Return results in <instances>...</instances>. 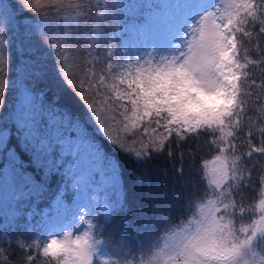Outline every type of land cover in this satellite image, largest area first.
Returning a JSON list of instances; mask_svg holds the SVG:
<instances>
[{"label": "snow or ice", "instance_id": "1", "mask_svg": "<svg viewBox=\"0 0 264 264\" xmlns=\"http://www.w3.org/2000/svg\"><path fill=\"white\" fill-rule=\"evenodd\" d=\"M26 4L37 20L30 31L54 51L61 82L86 109L81 119L62 114V127L78 133L96 154L101 147L89 125L122 149L110 124L118 126L122 139L145 141L135 155L141 162L167 150L173 166L180 165L175 171L185 190L165 192L162 202L151 205V215L141 211L132 219L122 196L100 200L89 181L71 174L75 210L29 225L31 233L17 239L15 260L11 239L6 248L7 232L0 230V264H264V127L259 138L254 131L264 125V0L150 6L158 16L136 44L123 40L122 27L114 26L115 13L124 7L119 0ZM7 8L0 0V21L7 19ZM5 42L0 35V57L7 55ZM22 71L45 73L31 58ZM157 135L162 139H152ZM189 143L198 147L185 152ZM25 144L44 167L51 145L31 131ZM204 150L215 153L211 167L205 164L206 181L195 164ZM106 167L118 193V164L108 161ZM54 169L59 170L55 162L48 166ZM67 190L65 184L58 203ZM31 192L41 194V185ZM174 210L180 211L179 222ZM120 212L125 216L114 234L112 221Z\"/></svg>", "mask_w": 264, "mask_h": 264}, {"label": "trees", "instance_id": "2", "mask_svg": "<svg viewBox=\"0 0 264 264\" xmlns=\"http://www.w3.org/2000/svg\"><path fill=\"white\" fill-rule=\"evenodd\" d=\"M119 2L124 7L115 13L119 25L114 26L122 27L121 36L125 41L128 30L148 23L155 10L153 7H159V3L154 0ZM144 2H147V7ZM3 3L8 6V15L6 20L0 21V35L6 36L3 46L7 50V55L0 57V86H3V92L0 93V230L7 232L6 248L8 239H11L12 259L20 255L16 247L17 239L23 240L31 233L29 225H38L42 219L47 220L49 214L53 218L65 214L70 216L75 210V189L70 177L78 172L75 166L85 160L87 166L79 165L76 169L85 171L84 180L89 181V189L100 200L109 195L122 196L127 206L126 214L132 219L141 211L151 215V205L153 202H162L165 192L184 191L175 171L180 165L177 163L173 166L167 150L163 155L154 154L147 162H141L135 155L145 141L136 138L134 143L133 138L122 139L118 134V126L110 124L112 135L117 144L123 145L122 149L102 132H97L93 125H89V134L95 137V143L101 147L100 153L96 154L87 144H81L78 133L70 135L62 127V114L70 112L75 119H81L86 111L85 106L76 93L61 82L54 51L44 43L39 33L30 31L36 26L37 20L33 18L34 12L27 10L26 0H3ZM150 6H153L152 9ZM29 45L32 46L31 50L22 54V50L28 49ZM29 58L45 70L44 75H31L22 71L23 64ZM28 82L32 87L25 85H30ZM261 127L264 125H257L254 129L258 138ZM29 131L38 140L51 145L44 159V167L38 164L35 153L25 144V136ZM247 131L245 129V135ZM152 139L159 141L162 136L157 135ZM190 147L198 145L189 143L183 150L187 152ZM170 150H175L174 144ZM76 151H80L85 159L78 160ZM214 156L215 153L208 150L196 154L195 164L205 181L208 178L205 164L209 166ZM108 161L118 164V193L111 189L110 173L106 167ZM53 162L59 170L50 172L48 166ZM184 168L187 176L188 163ZM69 169L71 173L66 176ZM199 179L197 177V183ZM37 183L41 185L42 193H30L31 187ZM65 184L68 190L58 203V194L63 192ZM123 216L125 212H120L112 221L110 230L114 234L121 230ZM174 216L179 222L180 211L174 210Z\"/></svg>", "mask_w": 264, "mask_h": 264}, {"label": "rangeland", "instance_id": "3", "mask_svg": "<svg viewBox=\"0 0 264 264\" xmlns=\"http://www.w3.org/2000/svg\"><path fill=\"white\" fill-rule=\"evenodd\" d=\"M154 1H157V2L159 3V6L167 5V4L171 3V2H173V0H154ZM144 6H145V7L148 6L147 2H144ZM151 9H152V7H151ZM157 16H158V10L155 9V10L152 12L151 16L149 17V20H150V21H149L148 23H146V24H144V25H142V26H138V27H136L135 29H131V30L129 29V30H128V37H127L126 41L129 42V43H132V44H136L139 40H141V39L143 38V34H144L146 28L148 27L149 23L152 22V21H154V19H155ZM28 83H29V82H28ZM29 84H30V85H28V84H25V85H26V86H29V87H32V84H31V83H29ZM115 133H116V132H115ZM117 133H118V132H117ZM118 134L120 135V133H118ZM79 152H80V151H76V158H77L78 160H83V159H85L84 156H82L81 153H79ZM211 162H212V161H211ZM79 165L87 166V164H86V160H85V162H82V163H80V164H77V166H79ZM77 166H75V170H76V172L78 171V172H77L78 178L84 180L85 171L76 169ZM210 167H211V163L209 164V168H210ZM207 175H208V171H207ZM102 199H103V198H102ZM68 231H72V229H68Z\"/></svg>", "mask_w": 264, "mask_h": 264}]
</instances>
